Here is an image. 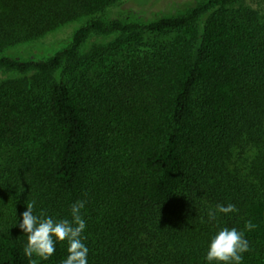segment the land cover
Listing matches in <instances>:
<instances>
[{"label": "trees", "instance_id": "16d2710c", "mask_svg": "<svg viewBox=\"0 0 264 264\" xmlns=\"http://www.w3.org/2000/svg\"><path fill=\"white\" fill-rule=\"evenodd\" d=\"M120 1L0 0V53ZM92 35L113 39L82 52ZM2 71L19 76L0 83V264H60L66 241L29 258L16 223L32 202L71 219L77 200L88 264H205L222 227L244 233L242 264H264V12L199 0L94 17L47 59L1 56Z\"/></svg>", "mask_w": 264, "mask_h": 264}, {"label": "clouds", "instance_id": "9594fccd", "mask_svg": "<svg viewBox=\"0 0 264 264\" xmlns=\"http://www.w3.org/2000/svg\"><path fill=\"white\" fill-rule=\"evenodd\" d=\"M34 207V202L26 204V209L20 213V219L16 223L27 234L25 256L48 260L56 252L57 243L66 241L67 255L60 264H88L89 248L85 243L87 237L83 235L87 224L81 211L85 202L77 200L71 204V219H56L43 212L37 215L34 214ZM235 210L231 204L226 207L218 206L217 209L224 214ZM249 251L248 241L242 231L235 227H222L210 236L204 261L205 264H242L243 254ZM30 264H35V261L30 260Z\"/></svg>", "mask_w": 264, "mask_h": 264}, {"label": "rangeland", "instance_id": "374dc122", "mask_svg": "<svg viewBox=\"0 0 264 264\" xmlns=\"http://www.w3.org/2000/svg\"><path fill=\"white\" fill-rule=\"evenodd\" d=\"M199 0H121L110 7L107 12L94 17H101L106 21L122 20L127 22H145L155 20L157 16L174 14L193 7ZM242 3L256 10L264 12V0H242ZM84 17L68 23L45 37L18 47L10 48L1 56L15 57L20 60H43L67 47L75 32L90 19ZM113 36L92 35L84 44L82 52L89 50L94 45L110 42ZM19 75L9 72H0V83Z\"/></svg>", "mask_w": 264, "mask_h": 264}]
</instances>
